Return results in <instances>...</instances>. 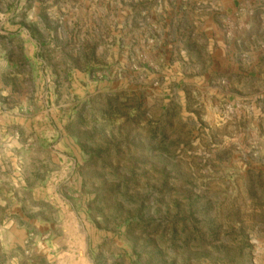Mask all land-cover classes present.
I'll return each mask as SVG.
<instances>
[{"label": "rangeland", "instance_id": "obj_1", "mask_svg": "<svg viewBox=\"0 0 264 264\" xmlns=\"http://www.w3.org/2000/svg\"><path fill=\"white\" fill-rule=\"evenodd\" d=\"M0 264H264V0H0Z\"/></svg>", "mask_w": 264, "mask_h": 264}]
</instances>
